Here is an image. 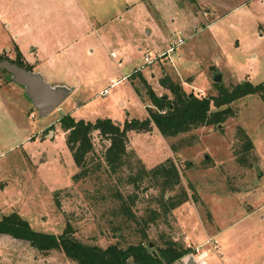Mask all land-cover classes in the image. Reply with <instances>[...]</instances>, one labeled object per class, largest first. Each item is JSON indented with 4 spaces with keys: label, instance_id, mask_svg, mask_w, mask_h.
<instances>
[{
    "label": "rangeland",
    "instance_id": "rangeland-1",
    "mask_svg": "<svg viewBox=\"0 0 264 264\" xmlns=\"http://www.w3.org/2000/svg\"><path fill=\"white\" fill-rule=\"evenodd\" d=\"M17 1L0 0L1 20L2 11L8 19ZM240 1L227 0L224 6L231 8ZM62 2L45 0L47 6H57V10L49 7L46 21L64 18ZM175 2L179 10H170L168 17L180 21L183 29L189 24L195 36H183L174 49L166 51L170 38L164 35V20L155 11H145L140 4L123 12L121 20L111 17L101 24L91 20L77 45L85 57L84 67L78 73L59 74L70 90L57 107L41 116L23 94L27 110L22 115L30 123L26 134L30 138L23 139L22 129L17 131L19 135L13 133L8 119L0 122V216L13 210L33 229L52 233L61 232L68 222L74 238L100 246L113 242L124 246L139 240H149L151 246L162 245L163 239L171 237L189 248L184 255H194L195 264H203L204 260L207 264H264V101L256 93L227 103L231 115L220 123L199 125L175 136H160L153 126L147 130H127L126 147L133 153L123 159L115 172L108 171L102 160L107 140L92 131V150L85 157L87 173L77 180L71 179L78 167L59 117L69 113L75 119L109 117L119 123L144 117L126 81L109 83V78H120L142 62L143 53L152 60L146 68H155L154 77L148 74L147 79L156 94H168L156 85L157 64L171 73L177 70L185 74L181 77L184 90L198 96L216 95L219 88H230L244 79L253 83L264 80L261 3L254 0L219 17L214 33L211 32L214 39L209 40L210 33H198V28L223 9L199 0ZM160 12L166 13V9ZM57 22L59 28L68 27L64 21ZM0 29V59H13L14 44L8 40L1 21ZM21 44L22 54L36 57L29 44ZM163 52L164 61L160 57ZM217 74L219 79L214 80ZM9 75L0 68V82ZM43 75L52 82L50 75ZM104 86H108V91L101 93ZM215 108L210 102V109ZM244 135L250 140L247 149L242 148ZM166 156L174 161L179 182L163 195L183 190L186 200L162 213L156 200L159 188L155 181L147 175L134 182L126 177L138 168L136 159L148 168ZM116 192L125 196L133 219L116 212ZM227 226L232 227L225 229ZM214 231L216 235L211 237ZM198 233L200 237H196ZM0 264L76 262L58 249L37 250L23 239L0 233ZM171 264L185 262L178 258Z\"/></svg>",
    "mask_w": 264,
    "mask_h": 264
},
{
    "label": "trees",
    "instance_id": "trees-1",
    "mask_svg": "<svg viewBox=\"0 0 264 264\" xmlns=\"http://www.w3.org/2000/svg\"><path fill=\"white\" fill-rule=\"evenodd\" d=\"M14 49V58L9 61L30 69V65L21 59L19 50L16 47ZM130 76L136 77L131 86L139 100L142 103L149 101L152 105L144 103L146 111L144 117L128 118L121 123L109 117H96L93 120L75 119L69 113L59 117L70 154L78 167L77 171L71 174L73 181L87 173L85 157L92 150L90 139L92 131H96L107 140L102 160L108 171L115 172L123 159L132 156L133 153L126 147L129 129L147 130L153 126L161 136H175L199 125L220 123L227 115H231L227 103L242 95L256 93L264 101V80L253 83L244 79L230 88H219L216 95L198 96L192 91H185L181 81L171 78L163 71L157 82L168 94L165 92L156 94L139 70H134ZM210 102L215 109H210ZM223 104L224 106H221ZM245 138L243 149L250 146V140L246 136ZM172 149L176 150L175 147ZM136 161L138 168L126 178L129 182H134L142 175H147L154 180L159 188L156 200L162 213H167L169 209L186 200V192L183 190L163 195L165 190L172 189L179 182L178 169L170 157L167 156L148 168H145L139 159ZM56 192L53 191L54 196ZM115 195L119 201L116 212L133 219V213L124 201L125 196L119 192ZM69 231L68 222H65L63 230L59 233L35 230L25 218L13 210L0 216L1 234L23 239L37 250L58 249L76 264H171L189 250L171 237L163 239L162 245L151 246L149 240H139L127 242L124 246L116 242L100 246L83 243L74 238Z\"/></svg>",
    "mask_w": 264,
    "mask_h": 264
},
{
    "label": "crops",
    "instance_id": "crops-1",
    "mask_svg": "<svg viewBox=\"0 0 264 264\" xmlns=\"http://www.w3.org/2000/svg\"><path fill=\"white\" fill-rule=\"evenodd\" d=\"M34 1H37L39 5L34 3ZM62 1V8L65 9L66 14L64 18H55V21H46L45 13H48L49 7H51V10L52 8L53 10H57V6L54 3L50 4L51 6H47L45 0H18L17 4L14 3L11 11L9 12V18H4L7 13H5V11L3 10L1 15L2 20L0 19L2 28L5 30V34L9 35L8 40H10L14 44V48L16 47L19 50L21 59L23 58L22 60L30 65L29 70L39 72L43 76L44 80L51 85L66 86L62 78L59 77V74L78 73L80 72L79 68L84 67L82 60H84L85 57L84 55H82V52L78 49L79 47L77 45L82 40L83 33L86 31L87 26H89L91 20H94L99 24L104 23L108 19H111V17H116L118 20H121L122 13L127 11L130 12L137 4L142 5L144 7V10L148 11L150 14L152 13V11H155L157 15L160 16L162 20H164V25L166 24L167 27L164 35H169L168 38H170V40H168V46L169 41H172L177 36L182 37V39H184L183 36L187 35H189L188 37L195 36V34L191 32L192 29L190 28L191 26L189 24H186L183 29L180 21L174 20V17H168V13L170 10L173 11V13H175V9L179 10L178 5L176 4L177 2H175V0ZM252 1L254 0H241L240 2H235V4H233V6L230 8L231 5L227 7L224 6V3H227V0H199V3H206L211 5L212 8L215 6L214 8H220L223 9V11L220 14H217L214 19L210 21H204V23L201 24V26L198 28V33L207 30L211 35V38L208 39H214L211 32L214 33V25L219 17L226 14L227 12L232 11L235 8H239ZM257 1L264 6V0ZM164 9H166V13L160 12ZM42 15L44 17H42ZM166 19H168V22ZM59 20L60 22L64 21L68 25V27L59 28L57 22ZM22 42L25 45L29 44L31 46L30 51H35L36 57H34L33 55L25 56L24 54H22ZM100 42L103 43V41ZM168 46L166 47V51H170L175 47L174 46L172 49L168 50ZM5 47L6 46H4V48ZM138 49H140V47H138ZM144 55H147L149 57L147 53H143L142 62L133 65L131 69L122 74L120 78H109V83L110 81H114L112 83L114 84L121 79L126 81V83L130 86L134 97L136 98L146 115L144 103L139 100L131 86V82H135L136 77L130 76V74L134 70H139L143 77L146 79L147 83L150 82L147 79L148 74H150V77H154V66L152 71H149V69L146 68L152 60L150 62H145L143 59ZM160 57L164 61L166 59V52H163ZM33 67H37V69H33ZM155 67H158L159 70L158 75L155 78L156 85L158 87L162 88L157 82V78L162 71L169 74L171 78H174L173 76H177L175 79L181 81L182 86L184 85L185 82L181 79V77H183L185 74H179L177 70H174V72H172L174 74H172L170 70L168 71L164 65L160 64L155 65ZM43 72L51 76L52 82H49L45 79ZM57 76L58 78H56ZM13 82L14 81H12L9 77H6L4 81L0 82V122H2V120L3 122H5V120L8 119L12 123V130L14 131L13 133L19 135L17 131H19V129H22L25 131V136L23 139L28 140L30 136H26V134L28 133L30 123L25 121L22 115L23 112L25 113L27 110L23 94L26 98L28 97L25 95L23 87L17 83V85H15V83ZM189 82H191V80ZM68 88L70 90V87ZM104 88H106L107 92L108 86H104L102 90ZM101 93L103 92L101 91ZM119 103H122V101H119ZM29 115L32 116L31 114ZM127 138H129L128 133ZM1 155L2 154L0 153V156ZM251 211L247 213H250ZM232 226H227L225 229L231 228ZM215 231L210 234L211 237H214L216 235ZM196 237H200V233H198ZM191 256L194 260V255ZM205 257L206 255L204 256V258ZM204 258L202 259L204 260ZM203 264H207L205 260Z\"/></svg>",
    "mask_w": 264,
    "mask_h": 264
},
{
    "label": "water",
    "instance_id": "water-1",
    "mask_svg": "<svg viewBox=\"0 0 264 264\" xmlns=\"http://www.w3.org/2000/svg\"><path fill=\"white\" fill-rule=\"evenodd\" d=\"M0 68L10 74L9 78L12 81L23 87L25 95L30 99L32 106L41 116L57 107L69 91V88L64 85L49 84L39 72L16 65L9 59H0ZM218 79L219 74L214 77V80ZM185 264H194L191 255H188Z\"/></svg>",
    "mask_w": 264,
    "mask_h": 264
},
{
    "label": "built area",
    "instance_id": "built-area-1",
    "mask_svg": "<svg viewBox=\"0 0 264 264\" xmlns=\"http://www.w3.org/2000/svg\"><path fill=\"white\" fill-rule=\"evenodd\" d=\"M181 41H182V37L177 36L175 39H173L172 41L169 42L168 50L172 49L176 44L180 43ZM143 59H144L145 62H149L150 61V58L147 55H144ZM113 82L114 81H110V84H112ZM102 92L105 93L106 92V88H104L102 90ZM186 258H187V254L186 255H182L180 257V259L183 260V261H185Z\"/></svg>",
    "mask_w": 264,
    "mask_h": 264
}]
</instances>
